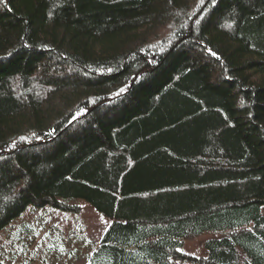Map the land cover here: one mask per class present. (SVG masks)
I'll return each mask as SVG.
<instances>
[{"label":"trees","instance_id":"trees-1","mask_svg":"<svg viewBox=\"0 0 264 264\" xmlns=\"http://www.w3.org/2000/svg\"><path fill=\"white\" fill-rule=\"evenodd\" d=\"M71 199L87 264H264V0H0V231Z\"/></svg>","mask_w":264,"mask_h":264},{"label":"rangeland","instance_id":"rangeland-1","mask_svg":"<svg viewBox=\"0 0 264 264\" xmlns=\"http://www.w3.org/2000/svg\"><path fill=\"white\" fill-rule=\"evenodd\" d=\"M78 211L27 206L11 226L0 231V259L6 264H87L110 224L83 199H71ZM207 235L187 239L185 253L205 255ZM176 264H193L177 261Z\"/></svg>","mask_w":264,"mask_h":264},{"label":"crops","instance_id":"crops-1","mask_svg":"<svg viewBox=\"0 0 264 264\" xmlns=\"http://www.w3.org/2000/svg\"><path fill=\"white\" fill-rule=\"evenodd\" d=\"M106 230V229H105ZM105 230H104V232H105ZM103 232V233H104ZM103 235V234H102ZM200 236H202L203 237V235H200ZM186 241H187V239L184 241V244H183V247H182V249L184 250V246H185V243H186ZM204 244V243H203ZM203 249H204V253L206 254V249H205V246L203 245Z\"/></svg>","mask_w":264,"mask_h":264},{"label":"snow or ice","instance_id":"snow-or-ice-1","mask_svg":"<svg viewBox=\"0 0 264 264\" xmlns=\"http://www.w3.org/2000/svg\"><path fill=\"white\" fill-rule=\"evenodd\" d=\"M213 55H215V54L213 53ZM125 90H126L125 88H120L119 89V92L116 93V95H119L120 93H123Z\"/></svg>","mask_w":264,"mask_h":264}]
</instances>
